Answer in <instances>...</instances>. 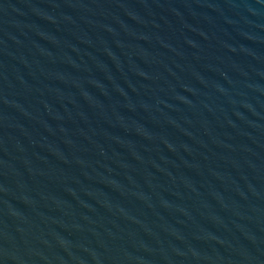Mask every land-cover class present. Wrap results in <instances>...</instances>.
<instances>
[{"label": "water", "instance_id": "95a60500", "mask_svg": "<svg viewBox=\"0 0 264 264\" xmlns=\"http://www.w3.org/2000/svg\"><path fill=\"white\" fill-rule=\"evenodd\" d=\"M0 264H264V0H0Z\"/></svg>", "mask_w": 264, "mask_h": 264}]
</instances>
